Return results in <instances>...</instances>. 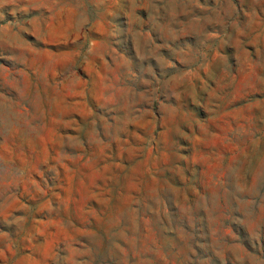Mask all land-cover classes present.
I'll use <instances>...</instances> for the list:
<instances>
[{"label":"rangeland","instance_id":"374dc122","mask_svg":"<svg viewBox=\"0 0 264 264\" xmlns=\"http://www.w3.org/2000/svg\"><path fill=\"white\" fill-rule=\"evenodd\" d=\"M0 264H264V0H0Z\"/></svg>","mask_w":264,"mask_h":264}]
</instances>
